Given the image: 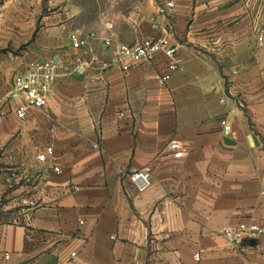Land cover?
I'll return each instance as SVG.
<instances>
[{
    "label": "crops",
    "instance_id": "obj_1",
    "mask_svg": "<svg viewBox=\"0 0 264 264\" xmlns=\"http://www.w3.org/2000/svg\"><path fill=\"white\" fill-rule=\"evenodd\" d=\"M174 1L161 23L179 69L165 85L164 56L102 67L117 45L154 34L158 7L108 47L67 17L43 26L26 1L0 3V264H264V235L240 249L222 233L264 228V0ZM90 34V48H74ZM41 61L57 65L52 96L19 120L13 80ZM230 93L242 111L221 103ZM144 168L141 193L130 174Z\"/></svg>",
    "mask_w": 264,
    "mask_h": 264
},
{
    "label": "built area",
    "instance_id": "obj_2",
    "mask_svg": "<svg viewBox=\"0 0 264 264\" xmlns=\"http://www.w3.org/2000/svg\"><path fill=\"white\" fill-rule=\"evenodd\" d=\"M176 10L174 0L163 2L158 6L156 13L150 18V24L154 34L147 38L139 39L134 45H118L114 56L108 62L103 63L104 70L113 67L119 68L126 73L144 63H153L159 56H164L168 61V72L164 75H158L157 81L165 85L170 80V73L179 69V61L176 58L177 47L172 43L173 31L164 26L161 19L168 20ZM95 34H90L86 38L79 35L72 37V43L75 49L90 48L91 40H97ZM264 38L260 36L259 43H263ZM57 78V65L53 61H41L31 63L23 74L16 75L11 94L15 97H21L23 103L17 104L16 115L19 120H25L30 110L44 109L52 96ZM215 90L216 87H213ZM221 103L233 106L237 111L244 109V102L232 93L225 96ZM124 117V115H121ZM223 131L227 135H233V130L227 120H222ZM178 150L177 146L173 147ZM54 152L53 147H48L43 153L39 154L37 159L41 163H46L48 156ZM59 172V168H54ZM130 180L139 192H145L152 185L151 174L148 168L134 170L130 174ZM223 235L231 241L236 248H246L254 244L264 235V228L257 223H240L236 228H226ZM75 257V254H72ZM199 259V256H197ZM253 264V263H249ZM258 264V263H255Z\"/></svg>",
    "mask_w": 264,
    "mask_h": 264
},
{
    "label": "rangeland",
    "instance_id": "obj_3",
    "mask_svg": "<svg viewBox=\"0 0 264 264\" xmlns=\"http://www.w3.org/2000/svg\"><path fill=\"white\" fill-rule=\"evenodd\" d=\"M5 1L7 0H0V3ZM24 1L27 12L33 13L35 10L36 15L40 14L43 26L49 18L66 19L67 17L73 30L107 34L102 40L110 47L115 40L130 42L134 38L133 25L144 23L162 0ZM117 47L118 45L114 54Z\"/></svg>",
    "mask_w": 264,
    "mask_h": 264
}]
</instances>
